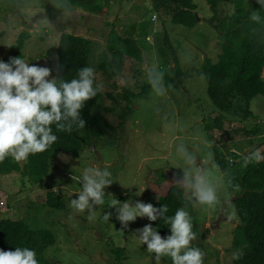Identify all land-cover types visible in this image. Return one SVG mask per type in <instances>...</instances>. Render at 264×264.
I'll use <instances>...</instances> for the list:
<instances>
[{"label": "rangeland", "instance_id": "1", "mask_svg": "<svg viewBox=\"0 0 264 264\" xmlns=\"http://www.w3.org/2000/svg\"><path fill=\"white\" fill-rule=\"evenodd\" d=\"M194 2L198 21L190 29L174 23L164 10L156 11L151 0L101 2L97 12L70 3L67 14L56 9L51 0H0V60L11 58L5 44H15L19 34L27 31L30 36L22 49L23 59L51 68V79L58 66L60 36L73 33L92 41L90 67L95 69L97 83L103 84L102 98L94 107L102 133L86 139L79 157L61 154L53 161L48 179L40 183L24 179L20 172L0 173V200L8 206L0 208V216L52 230L55 244L44 253L52 264H157L155 254L147 252V245L136 233L151 221L138 217L122 229L109 201L115 197L121 203L153 204L160 199L174 179L182 176L183 170L177 168L183 165L177 154L180 144L197 158V166L201 160L207 162L209 177L220 185L215 207L200 205L187 196L197 233L191 247L205 252L204 264H234L232 231L239 223L234 198L242 192L239 175L244 171L239 155L264 143V94L252 99L248 118L214 105L200 71L206 57L216 61L222 52L223 33L218 25L235 12V5L233 0H216L214 12L210 1ZM44 16L48 24L35 28L33 22ZM125 38L134 39L141 53L126 61L120 76L108 79L98 69L100 58L105 52L110 55L112 47H123ZM152 65L165 72V86L171 85L165 95L152 89L148 98L133 99L130 105L108 96L121 94L122 86L139 92L142 84H148L146 69ZM253 127L260 132L253 133ZM217 153L234 162L230 161L225 173L216 162ZM26 162L17 163L22 168ZM93 165L107 166L116 181L106 188L110 194L104 204L95 207L96 218L89 222L88 211L75 212L70 201L78 198L74 193L82 189L72 177ZM161 169L166 175L159 185L154 184L153 173ZM50 190L61 191L65 209L45 203ZM107 212L112 216L104 221ZM169 234L171 231L163 236ZM120 248L122 254L117 257L114 251ZM159 264H172L171 258L161 257Z\"/></svg>", "mask_w": 264, "mask_h": 264}, {"label": "trees", "instance_id": "2", "mask_svg": "<svg viewBox=\"0 0 264 264\" xmlns=\"http://www.w3.org/2000/svg\"><path fill=\"white\" fill-rule=\"evenodd\" d=\"M69 1L75 6L97 12L101 2L110 4L115 0ZM151 1L156 11L164 10L171 15L172 21L176 24L191 29L198 21L194 0ZM208 1L212 3V9L216 12V0ZM233 2L235 12L218 25L223 33L222 52L216 61L206 57L200 72L205 76L207 93L216 107L229 113L239 111L244 118H248L252 114L250 109L252 99L264 94V23L252 22L249 15L252 11L258 10L264 19V9H261L257 0ZM29 36L27 31L19 34L16 43L10 47L11 57H24L22 49ZM124 42L123 47H112L110 55L105 52L100 58L98 69L108 79L120 76L126 61L141 53V48L136 45L134 39L125 38ZM56 52L58 66L55 77L70 81L77 78L80 68L90 67L92 41L84 36L64 32L60 36ZM7 61L9 59H6ZM121 89L123 90L121 94L114 96L110 93L108 96L114 98L117 103L124 100L126 105H130L136 98H148L152 90L149 83L142 84L139 92L129 86H122ZM102 95L100 91L96 97L86 102L82 109L81 116L86 121L84 129L74 130L72 133L58 132L55 125H52L54 134L58 136L57 142L42 153L29 155L22 168L11 157H7L0 162V173L20 172L24 179L40 183L48 179L55 158L61 154L79 157L85 148L86 139L98 137L102 133L98 127V116L94 112V107L100 103ZM216 122L219 124V120ZM108 126L111 127L110 124ZM251 131L260 132L255 127ZM257 147L264 150V143L256 145L251 150ZM249 152L239 155L242 163ZM216 162L224 173L228 164L230 165V161L228 162L220 153L216 154ZM165 175L164 169L156 175L153 173L152 182L159 185V180ZM239 177L242 192L234 198L239 223L232 231L231 246L234 251V264H264V161L244 166V171ZM45 203L53 209H65L61 191L50 190ZM164 204L168 206L167 216H173L179 208H186L190 214L193 212L191 200L185 197L183 188L178 187L176 183L171 184L164 195L153 202L156 207ZM2 207L8 208L0 200V208ZM151 224L162 236L171 231L163 219L158 218L154 222L151 221ZM55 241L54 232L50 229L32 228L24 219L0 216V249L14 251L17 247H28L37 252L40 264H52L44 253L55 244ZM122 249L114 251L117 257L122 254Z\"/></svg>", "mask_w": 264, "mask_h": 264}, {"label": "clouds", "instance_id": "3", "mask_svg": "<svg viewBox=\"0 0 264 264\" xmlns=\"http://www.w3.org/2000/svg\"><path fill=\"white\" fill-rule=\"evenodd\" d=\"M264 9V0H257ZM52 5L67 14L71 8L68 0H51ZM59 19H61L59 17ZM155 19V17H153ZM249 19L256 23H264L258 10L252 11ZM47 16L37 19L33 26L39 29L48 24ZM9 47L12 45L5 44ZM49 67L30 64L19 57H11L9 61L0 60V162L11 157L16 162L27 161L29 155L46 151L58 140L52 125L58 132L72 133L86 127L81 112L86 102L103 90V84L96 83L93 67L84 66L79 69L77 78L66 81L51 76ZM147 81L157 95H165L171 85L165 86V72L158 65L148 66ZM177 154L182 157V176L175 178L178 187L183 188L186 197L194 199L200 205L215 207L219 202L220 185L213 183L207 171V162L200 161L184 144L177 146ZM66 161L68 157H63ZM264 161V150L257 147L244 157V166L249 163ZM73 181L82 185V189L74 193L70 207L77 213L88 211L87 219L95 218V207L105 203L106 188L114 181L107 166H90L84 168L81 175H74ZM116 208V218L122 229L138 217H147L150 221L158 218L165 220L170 226L171 234L164 237L152 224L138 229L140 241L147 245L146 250L155 254L157 264L161 257H170L172 264H204L205 252L198 247H191L197 239L193 231L192 217L186 208H179L173 216H167L166 204L156 207L152 203L126 200L121 203L117 198L109 201V208ZM111 212L103 215L109 221ZM231 218V217H230ZM71 219V217H70ZM0 264H40L37 252L28 247H17L13 250L0 249Z\"/></svg>", "mask_w": 264, "mask_h": 264}, {"label": "bare ground", "instance_id": "4", "mask_svg": "<svg viewBox=\"0 0 264 264\" xmlns=\"http://www.w3.org/2000/svg\"><path fill=\"white\" fill-rule=\"evenodd\" d=\"M230 161H231V162H233V160H232V159H230Z\"/></svg>", "mask_w": 264, "mask_h": 264}]
</instances>
